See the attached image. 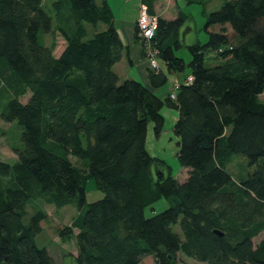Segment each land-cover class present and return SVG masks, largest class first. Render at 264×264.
I'll list each match as a JSON object with an SVG mask.
<instances>
[{
  "label": "trees",
  "instance_id": "trees-1",
  "mask_svg": "<svg viewBox=\"0 0 264 264\" xmlns=\"http://www.w3.org/2000/svg\"><path fill=\"white\" fill-rule=\"evenodd\" d=\"M154 1L142 0L152 15ZM44 6L59 22L54 28ZM179 12L157 19L152 40L168 73L187 67L192 77L171 100V91L156 94L168 81L161 68L148 69L146 85L114 71L123 58L132 62L106 0H0V120L16 122L23 143L11 148L13 163L0 159V264H55L35 243L45 214L36 210L24 222L39 201L76 206L72 225L57 232L62 242L74 238L75 264L147 257L178 264L179 254L206 264H264V238L254 244L264 231V0H226L209 13L207 41L186 46L187 65L174 55L185 46L187 16ZM55 30L65 41L57 56L53 43H43ZM207 54L221 64L205 67ZM164 107L178 112L182 183L145 146L149 122L156 137L162 132ZM236 155L254 168L242 181L227 170ZM90 178L102 198L87 203ZM160 199L169 207L146 218L145 208Z\"/></svg>",
  "mask_w": 264,
  "mask_h": 264
},
{
  "label": "rangeland",
  "instance_id": "rangeland-1",
  "mask_svg": "<svg viewBox=\"0 0 264 264\" xmlns=\"http://www.w3.org/2000/svg\"><path fill=\"white\" fill-rule=\"evenodd\" d=\"M177 5L178 10H180L185 16H187L185 26L180 32V36L187 38L184 43V47L179 48L174 51V55L177 58H181L184 63L187 65L190 61L191 57L189 51L186 46L189 44L197 42V40L188 41L189 39H193L194 36L197 37L198 41L201 44L206 43L207 36L203 30V25L205 23L206 17L209 13L215 12L220 9L222 4L226 0H174ZM50 2V1H49ZM49 2H46L49 4ZM169 2H166L164 5V11L168 10V7L174 6L173 1L170 2V6L167 7ZM140 6V5H139ZM46 13L53 19V28L57 25V22L54 18V13L50 10V8L44 6L43 7ZM139 10V8H138ZM171 11L174 12V8H171ZM170 12V11H169ZM59 23V22H58ZM87 26V37H90L93 34L92 27L90 25ZM102 24H98V31L102 30ZM187 30V31H186ZM53 35V36H52ZM46 34L43 36V43L45 46H49L52 43L55 46L53 55L57 56L61 53L62 49L65 46V41L60 32L54 31L53 34ZM191 45V44H190ZM145 59V57H144ZM163 63L159 60V65L161 66ZM221 64V61L214 58L213 54H207L205 56V67L210 68ZM164 65V64H163ZM134 66V65H133ZM118 70V69H117ZM164 70V71H163ZM162 71L166 73L168 77V81L162 88L156 91V94L160 96L162 99L168 92H172L173 83L172 80L175 79V76L178 78L185 76L188 73V68L186 67L184 71L179 73H168L164 66H162ZM123 74V72H121ZM138 67L135 65L132 68L131 74L129 75L131 78L138 79ZM187 77V76H186ZM186 77L184 79H186ZM183 79V80H184ZM141 80V79H140ZM182 80V81H183ZM178 81V80H176ZM142 82V81H141ZM180 82V81H179ZM29 95H25L19 98L21 103H25L28 99ZM260 98L264 101V92L260 95ZM161 113L164 117V126L159 137H156L153 131V124L151 122L148 123L147 126V134L145 140V146L148 153L162 160L166 166V170L169 171L171 176L176 179L179 183L184 182L187 179V170L182 168L177 160V151L178 139L173 132V127L175 123V115L176 111L167 107H164L161 110ZM3 132L4 135H0V159L7 163H13L16 159V155L14 154V149L23 148V143L21 139V129L16 124V122L12 123H3L0 120V133ZM70 162L76 164L81 167L80 163L83 166L84 161L79 160L75 157H70ZM254 168H249L247 166V161L243 156L236 155L232 158L231 162L228 164L227 170L231 174V176L238 181H242L246 179L248 173H251ZM164 172V170H163ZM85 192H86V202L92 203L94 201L102 198L101 192L96 189L94 179L90 178L85 183ZM170 202L166 199H160L155 202L151 206L145 208L144 215L146 218L153 216L154 214L160 213L166 208H168ZM36 210H41L45 214V220L40 223L43 232H41L35 239V243L38 247H45L49 253V255L53 258L55 264H75L74 257L76 256L77 249L75 245L74 238L70 239L67 242H62L60 238L57 236L58 230L66 226L72 225L76 217L78 216V210L75 205H68L64 208H55L53 205H48L42 202H32L29 204L27 208V217H25L24 222L28 224L29 216L32 215ZM173 230L181 234L179 226H174ZM76 232V230H74ZM264 238V233L259 235V237L254 238V244H258L260 240ZM178 264H206L194 261L189 259L182 254H179ZM2 264H9L3 262ZM144 264H152L149 259H147Z\"/></svg>",
  "mask_w": 264,
  "mask_h": 264
},
{
  "label": "crops",
  "instance_id": "crops-1",
  "mask_svg": "<svg viewBox=\"0 0 264 264\" xmlns=\"http://www.w3.org/2000/svg\"><path fill=\"white\" fill-rule=\"evenodd\" d=\"M106 1L113 13V22H114V26L116 28L117 34L119 35V38L121 39L123 45L128 48L129 57L132 62V65H129L125 57L114 66V71L118 74L121 80H124L130 77L129 75L131 74L132 68L135 65H137L138 72H139L138 79L139 80L141 79L140 81H142L146 85L147 84V72H148L149 67H148L146 59H144L143 57L141 45L139 42H137L135 38V23H136V19L138 16V8H139V5L142 3V0H106ZM172 1L174 3V6H170V2ZM166 2H169L167 7L168 6L170 7H168L167 11H164V7H165L164 4ZM171 8H174L175 11L172 12ZM152 10H153V14H155L158 18H163L165 20L176 19L180 13L174 0H155L153 2ZM184 26L185 24L183 25V27ZM102 29H103V26H102ZM180 39L182 40L181 37ZM186 40L187 38L184 37L183 43H185ZM192 40L198 41L196 36H194L193 39H189L188 41H192ZM187 44L190 45L192 43H187ZM162 66H164V69H166L165 65L162 64L160 66L161 70H162ZM121 72H123V74H121ZM188 75H190L189 71L183 77L178 78V76H175V79L172 80V82L176 80L182 81ZM177 117H178V112L176 111L175 115H173V118H175V122L177 120ZM263 233L264 231L261 234ZM147 259H149L151 263L154 264L152 257H147L143 259V263L146 262Z\"/></svg>",
  "mask_w": 264,
  "mask_h": 264
},
{
  "label": "built area",
  "instance_id": "built-area-1",
  "mask_svg": "<svg viewBox=\"0 0 264 264\" xmlns=\"http://www.w3.org/2000/svg\"><path fill=\"white\" fill-rule=\"evenodd\" d=\"M157 19L158 17L156 15L149 13L147 5L143 3L140 4L135 23L136 36L139 39L141 48L143 47L148 67L156 72L160 70L159 51L154 47L152 40L157 30ZM191 82L192 77L190 75L183 80L185 85H189ZM179 84V81L173 83L172 93L170 95L171 100H175L176 90L178 89Z\"/></svg>",
  "mask_w": 264,
  "mask_h": 264
},
{
  "label": "water",
  "instance_id": "water-1",
  "mask_svg": "<svg viewBox=\"0 0 264 264\" xmlns=\"http://www.w3.org/2000/svg\"><path fill=\"white\" fill-rule=\"evenodd\" d=\"M184 36L185 35L183 34V36L181 37L182 38V42H183ZM160 174H159V172H155V175L157 176V179H159V177H161L163 175L161 172H160ZM214 233L217 234L218 236H222V234L219 233L218 231H214Z\"/></svg>",
  "mask_w": 264,
  "mask_h": 264
}]
</instances>
